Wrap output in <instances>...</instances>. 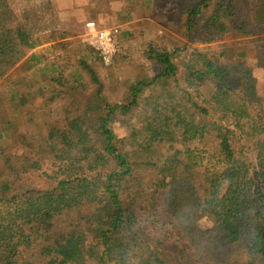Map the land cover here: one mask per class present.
Masks as SVG:
<instances>
[{"label":"trees","instance_id":"obj_1","mask_svg":"<svg viewBox=\"0 0 264 264\" xmlns=\"http://www.w3.org/2000/svg\"><path fill=\"white\" fill-rule=\"evenodd\" d=\"M190 1L187 38L235 35L254 45L255 62L228 42L189 51L150 41L152 75L122 101L79 103L81 76L66 78L59 60L50 87L14 74L41 62L32 50L53 36H35L14 0H0V107L11 104L0 112V264H175L168 217L189 244L186 264H264V95L253 75L264 68V0Z\"/></svg>","mask_w":264,"mask_h":264},{"label":"rangeland","instance_id":"obj_2","mask_svg":"<svg viewBox=\"0 0 264 264\" xmlns=\"http://www.w3.org/2000/svg\"><path fill=\"white\" fill-rule=\"evenodd\" d=\"M17 11L24 22L30 27L35 36L41 37L51 34L50 41L41 42L34 50L40 51L42 61L34 64L30 69L21 65L14 74L26 76L33 86H52V64L59 60L66 78L78 71L84 83L83 91L74 99L83 103L122 101L129 85L139 78L153 74V66L146 59L144 51L150 41L157 45L174 49L186 45L191 51L193 48H216L222 43H229L235 49L246 50L244 57L248 63L255 62V48L251 43H240L235 35H229L223 40L214 42L202 41L200 36L187 38L184 21L186 16L182 12V4L192 5L190 0H14ZM96 21L101 27L118 26L120 29L118 53L110 64L99 59L95 47L90 42L86 22ZM36 37V38H37ZM241 41V40H240ZM61 42V46L54 44ZM185 52L182 53V56ZM80 59L85 60L97 72L99 83L91 80L89 74L80 66ZM180 63V57L175 58ZM60 69V70H61ZM64 75V76H65ZM258 94L264 95V68L256 67L253 70ZM1 85V81H0ZM212 85L206 84L202 88L204 94L212 92ZM35 104L42 99L34 97ZM8 102L0 107V112L9 110ZM54 116H60V103L53 105ZM17 130L14 129L10 138L23 131V119H16ZM113 127L119 137L130 136V129L114 122ZM16 129V128H15ZM12 150L19 146V140L13 138ZM167 225L163 228L164 253L168 260L175 264L194 262L189 244L182 239L171 218L166 219ZM212 216L203 214L199 220L202 227L212 225ZM183 252V254H182Z\"/></svg>","mask_w":264,"mask_h":264},{"label":"built area","instance_id":"obj_3","mask_svg":"<svg viewBox=\"0 0 264 264\" xmlns=\"http://www.w3.org/2000/svg\"><path fill=\"white\" fill-rule=\"evenodd\" d=\"M86 27L90 42L99 51L102 61L110 64L118 51L119 27H101L94 20L86 22Z\"/></svg>","mask_w":264,"mask_h":264}]
</instances>
